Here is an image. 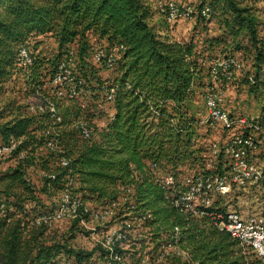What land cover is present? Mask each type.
<instances>
[{"label": "trees", "instance_id": "trees-1", "mask_svg": "<svg viewBox=\"0 0 264 264\" xmlns=\"http://www.w3.org/2000/svg\"><path fill=\"white\" fill-rule=\"evenodd\" d=\"M241 4V0H200L193 14L203 18L204 9L208 14L211 10L228 14L224 29L233 39L241 33L247 39L254 52L253 79H257L264 63V42L258 39L256 14ZM150 20L146 0H0V94L13 76L21 77L25 96L37 93L44 106L42 113L17 106L15 113L9 112L15 115L0 124L2 143L10 137L19 141L11 156L23 153L0 191V264H54L61 255L72 257L74 264L91 259L92 253L70 246L73 227L88 214L73 218L66 234H58L53 222L40 220L55 207L54 202L42 211L40 197L49 199L64 189L101 208L117 207L123 200L121 219H127L125 214L139 219L149 213L151 218L141 225L152 229L156 259L167 243L164 238L177 228L179 253L169 252L162 259L169 264H261L250 249L219 228L224 210L214 207L194 216L176 209L164 201L154 181L151 165L173 173L195 161V122L188 111L194 94L205 85L201 82L203 64L192 42L162 38ZM43 39L56 45L51 60L40 57L37 48ZM92 39L104 42L108 54L122 48L112 68L103 60L96 63L112 71L107 82L99 80L89 64L95 53ZM221 42L208 40L210 47ZM20 47L30 53L27 67L17 66ZM233 48L242 49L238 42ZM74 63L75 70H68ZM64 70L69 76L62 75L61 84L51 87ZM70 86L76 92L82 89L77 97L93 92L103 94L104 99L107 94L112 96L106 99L112 115L99 132L93 129L91 140H82L76 128L78 121L86 120H77L78 112L71 106L63 107L77 97L58 95L60 88L66 92ZM50 107L60 118L61 155L39 151L45 138L42 132L53 122ZM69 125L82 142L72 131L66 132ZM61 156L67 161L64 167ZM31 168L39 172L37 190L25 178V171ZM118 249L115 251L121 255ZM150 259L153 257L148 258L149 264Z\"/></svg>", "mask_w": 264, "mask_h": 264}, {"label": "rangeland", "instance_id": "rangeland-1", "mask_svg": "<svg viewBox=\"0 0 264 264\" xmlns=\"http://www.w3.org/2000/svg\"><path fill=\"white\" fill-rule=\"evenodd\" d=\"M150 5L151 24L156 32L162 38L168 40L190 43L194 45V51L199 56L200 63L203 64L202 84L203 89H199L193 96L189 115L193 118L194 124V141L193 151L195 161L190 165L178 167L173 173H169L174 177L175 183H180L184 177L191 176L195 173H221L228 166V159L222 156L216 159L209 155L212 143L222 144L225 140V133L221 131H210L204 124L206 111L204 106V93L206 89L212 86L217 95L221 96L220 105L223 110L232 116H241L247 118L251 124L259 126L257 132H253V139L257 142L256 150L251 153V161L259 169L264 168V63L261 66V74L257 79H253L255 73L253 67L254 52L250 48V44L244 37L243 33L237 38H232L224 29V20L228 18V14L210 11L209 14L199 18L196 12L190 18L178 21L174 24H168L158 12L159 2L166 3L173 1L178 6H188L196 11L200 0H146ZM208 1V0H206ZM242 6H246L256 14L258 18V39L264 42V0H241ZM244 37V38H243ZM221 40V44L209 46L210 39ZM236 42L240 43L241 50L235 51L233 48ZM93 52L105 47L104 42L94 43L91 40ZM248 48V49H247ZM40 51V57L51 60L56 54V45L51 39H43L41 45L37 48ZM233 58L239 65L241 71L235 72L230 81L218 80L211 82L207 77V70L211 64L220 61L223 58ZM90 66L96 71V76L102 82H107L111 78V70L99 67L90 59ZM75 63L69 65V69H74ZM75 70V69H74ZM76 73V72H75ZM253 80V81H252ZM92 86L95 87L94 80H91ZM4 92L0 94V124H4L14 116L9 112L14 111L17 106L24 107L28 98L24 94L25 85L21 77L15 79L13 76L9 82L4 84ZM30 96V95H29ZM15 103L11 105V101ZM11 102V103H10ZM18 102V103H17ZM31 103L37 104V100ZM71 106L73 112H78V119H84L93 127L94 131H98L103 127L112 115L113 109L111 103L104 99L103 94L97 92L86 93L84 96L77 97L72 102L63 103V107ZM74 122V121H73ZM74 133L73 125L66 128V132ZM74 138L78 142L82 140L74 133ZM3 141L0 137V144ZM16 156L0 154V191L8 184V175L12 173L17 164ZM25 178L30 186L37 190L40 186V176L36 168L25 171ZM1 197V195H0ZM81 199L79 195H76ZM44 204L42 211L49 210L56 200L60 198V193L46 199L40 197ZM210 208H218L226 211H239L243 214L264 213V180L258 186H251L245 189L233 187L231 192L226 196L214 195L212 197ZM117 207L105 208L111 212L109 218L105 221H95L90 217L81 220L73 227L74 239L70 246L75 250L92 253L91 259L82 264H106V254L100 247V243L118 225L123 215L120 213L122 202ZM87 210L91 212L100 211L102 208L97 207L89 202H83ZM119 215V216H118ZM133 219H136L133 217ZM73 224L71 217H64L53 222V229L58 234H66ZM137 221L132 222V226L126 228V237L119 245V251L122 257V264H145V255L153 257L150 264H169L168 261L156 259L154 251V242L152 241V229L146 225H138ZM100 247V248H99ZM253 253V252H252ZM254 254V253H253ZM258 259V258H257ZM148 260V259H147ZM54 264H74L72 257L61 255Z\"/></svg>", "mask_w": 264, "mask_h": 264}, {"label": "built area", "instance_id": "built-area-1", "mask_svg": "<svg viewBox=\"0 0 264 264\" xmlns=\"http://www.w3.org/2000/svg\"><path fill=\"white\" fill-rule=\"evenodd\" d=\"M158 12L168 24L188 19L193 14L190 7L178 6L173 1L164 4L159 2ZM201 14L206 16L208 10L204 9ZM118 49L122 48L119 47ZM118 49L112 50L109 54L103 49L96 50L93 61L99 63L103 60L108 68H112L118 58ZM17 55V66L27 67L30 65L31 57L27 48L20 47ZM239 71H241V65L233 58H223L210 65L208 77L213 83L218 80L230 81L233 74ZM62 75H65L63 78H67L69 72L64 70L59 73L52 81L51 87L61 84ZM82 93L81 88L76 92L75 87L70 86L66 92L60 88L58 95L67 94L69 97H77ZM111 98L112 96L107 94L106 99L111 100ZM203 98L206 111L205 126L210 131L225 133V140L222 144H211L209 155L214 159L219 156L227 158L228 166L221 173L206 172L186 176L178 184L175 183L174 177L169 173L158 170L155 165L150 166L154 174V181L161 189L164 201L172 207L194 216L204 215L205 210L211 207V199L214 195L226 196L233 187L245 189L258 186L264 180V168L259 169L251 161V153L257 148V142L253 139V132H257L259 126L251 124L245 117H235L223 110L220 105L221 96L217 95L212 86L206 89ZM34 100H37L38 103H31ZM26 106L29 113H42L44 110L37 93L28 97ZM49 113L53 122L42 132L45 138L39 151L45 150L55 155H61L63 151L59 146L57 126L60 118L53 107L49 108ZM76 128L82 140L88 141L93 138L94 131L88 122L80 120L76 123ZM18 145L19 141L10 137L7 143L0 144V154L12 155ZM22 156L23 153L17 154V158ZM59 158L61 166H66L67 161L62 156ZM80 214H88V217L93 220L102 222L109 218L111 212L105 208L91 212L87 210L80 198L75 197L70 190L64 189L60 192V198L55 201L52 213L41 217L40 220L43 223L54 222L67 216L73 219ZM125 216H128L127 219H122L100 243L101 248L106 252V264H122V257L115 251V248L124 241L126 228L131 227L134 221L140 225L151 218L149 213L144 214L139 219H133L130 214H125ZM219 228L225 230L241 246L250 249L261 264H264V213L248 215L239 211H226ZM177 238L178 229L175 228L172 235L164 238L167 243H164L160 253L158 252L159 260L167 256L169 252L179 253L176 248ZM145 258V264H149L148 256L145 255Z\"/></svg>", "mask_w": 264, "mask_h": 264}]
</instances>
